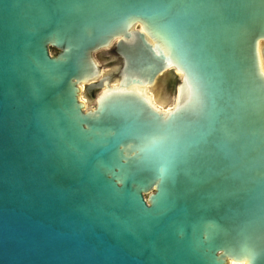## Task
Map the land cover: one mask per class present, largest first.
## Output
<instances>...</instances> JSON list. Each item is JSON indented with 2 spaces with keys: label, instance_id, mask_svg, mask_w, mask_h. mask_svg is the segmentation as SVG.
Returning <instances> with one entry per match:
<instances>
[{
  "label": "water",
  "instance_id": "95a60500",
  "mask_svg": "<svg viewBox=\"0 0 264 264\" xmlns=\"http://www.w3.org/2000/svg\"><path fill=\"white\" fill-rule=\"evenodd\" d=\"M260 45L264 0H0V264H264Z\"/></svg>",
  "mask_w": 264,
  "mask_h": 264
},
{
  "label": "rangeland",
  "instance_id": "374dc122",
  "mask_svg": "<svg viewBox=\"0 0 264 264\" xmlns=\"http://www.w3.org/2000/svg\"><path fill=\"white\" fill-rule=\"evenodd\" d=\"M49 54L52 55H56L57 51L55 50H49ZM98 62L100 67L102 68L103 72H106L108 70H110L111 67H115L117 65V60L114 57V54L112 53V50L104 52L103 55H99L98 56ZM171 81L166 80V83L164 85L159 84V87L161 88V93L162 95L159 93V88H155L152 89L150 91V96L152 98V100L154 101L155 105L157 106H161V110H170L173 104V99H174V92H173V85L175 84L170 83ZM169 95V99L166 101H163L159 98ZM96 96V94H95ZM86 101V99H85ZM93 104L91 103L89 106H87V108H92Z\"/></svg>",
  "mask_w": 264,
  "mask_h": 264
},
{
  "label": "bare ground",
  "instance_id": "6f19581e",
  "mask_svg": "<svg viewBox=\"0 0 264 264\" xmlns=\"http://www.w3.org/2000/svg\"><path fill=\"white\" fill-rule=\"evenodd\" d=\"M262 46H263V45H262ZM262 46H261V45L259 46V54H260V60H261V67H262V70H263V72H264V58L261 56V49H262ZM113 86H114V85H113ZM152 89H155V87H152V88H146V89H145V93H146V95L149 97L151 104H152L155 108L159 109V108H161V106H155L154 103H153V100H152L151 96L149 95V94H150V91H151ZM159 98H160L161 100H163V101H166V99H165L164 97H160V96H159ZM174 100H175V99H173V104H174ZM80 101H82V100H81V96H80ZM82 102H83V101H82ZM173 104H172V106H173ZM86 107H87V105H86ZM161 111L164 112L165 110H161ZM228 264H234V263L229 262Z\"/></svg>",
  "mask_w": 264,
  "mask_h": 264
},
{
  "label": "flooded vegetation",
  "instance_id": "af4514ba",
  "mask_svg": "<svg viewBox=\"0 0 264 264\" xmlns=\"http://www.w3.org/2000/svg\"><path fill=\"white\" fill-rule=\"evenodd\" d=\"M81 90H83V89L81 88ZM81 100L83 101V103H85L87 105V103H86V101H85V99L83 97V93L81 94ZM153 103H154V101H153ZM154 105H155V103H154ZM155 106H157V105H155ZM159 110H161V109L159 108Z\"/></svg>",
  "mask_w": 264,
  "mask_h": 264
}]
</instances>
